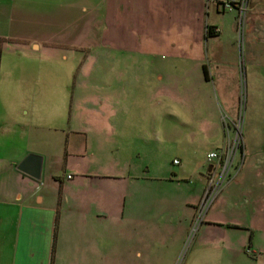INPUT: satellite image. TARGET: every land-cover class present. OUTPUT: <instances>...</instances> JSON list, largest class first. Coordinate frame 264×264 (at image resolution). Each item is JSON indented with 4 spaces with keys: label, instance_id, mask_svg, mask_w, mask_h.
I'll return each instance as SVG.
<instances>
[{
    "label": "crops",
    "instance_id": "1",
    "mask_svg": "<svg viewBox=\"0 0 264 264\" xmlns=\"http://www.w3.org/2000/svg\"><path fill=\"white\" fill-rule=\"evenodd\" d=\"M242 48L240 57L235 13L215 0H0V264H109L122 216L137 221L140 243L165 227L186 232L211 170L207 156L189 144L164 157L154 150L155 174L127 187L122 139L133 130L172 134L164 118L175 108L183 122L193 118L204 139L228 118L224 108L238 99L243 76L248 142L236 153L241 167L225 192L232 210L261 221L253 231L237 219L205 224L219 238L216 250L240 256L219 264H264V256L243 254L244 242H224L226 229L251 231L250 244L255 232L264 234V0H248ZM100 58L122 59L103 67L122 74V91L80 98L82 85L73 88L72 81L92 73ZM159 59L165 74L179 72L177 85L163 82ZM255 138H263L258 149L251 147ZM29 154L42 158L40 181L16 169Z\"/></svg>",
    "mask_w": 264,
    "mask_h": 264
},
{
    "label": "rangeland",
    "instance_id": "2",
    "mask_svg": "<svg viewBox=\"0 0 264 264\" xmlns=\"http://www.w3.org/2000/svg\"><path fill=\"white\" fill-rule=\"evenodd\" d=\"M216 48L209 46V51L211 52ZM239 52H241V57L243 54L242 46L241 50L239 49ZM106 60L108 59H95L97 64L92 73L90 72L89 74H86L84 72V75L82 74L83 76L78 74L75 75L72 85H74L73 88L75 86L82 85L77 89L80 98L86 99L92 97L93 95L95 97L100 96L101 98H105V96L112 94L118 89H121L122 91V74L106 73V69H103V67H109L105 64ZM108 61L119 63L122 62V59L113 60V58H109ZM158 61V65H160V69L158 68V74L160 77L164 78L163 82L165 83L167 81L166 78H168L169 82H175L177 85L178 79L181 77L179 72L174 75L165 74L164 69H161L163 68L161 67L163 66V60L159 59ZM176 63L177 62H175V64ZM190 77V83L194 85L193 83H195L196 78L193 74ZM86 85L89 86V93H85L83 91V88ZM215 86L214 82H212L211 87L214 95L218 92L215 90ZM159 90L160 92L162 91V83H160ZM235 101L236 102L233 100V102H231V107L224 108L227 109L228 112H225V110L223 112L228 115L227 126L229 131L233 132L232 128L234 126L236 128L239 124L241 125L239 120V110H241L243 114L241 125V144L243 143L246 145L247 139L246 137H243V130L248 117L249 99L246 79H244V76L242 77V82L240 81V93L238 99ZM206 112L207 115L210 114V109H207ZM181 116L182 110L175 108L174 113H170L166 116V118H164V120L167 121V125L169 127L168 130H170L169 132H172V134H144L134 130L127 133V137L122 139V186L124 185L129 187L137 179L150 177L155 174L152 159V153L154 154V150H164V154H160L156 151L158 155L164 157L165 155H170L171 152L173 153L172 150H187L186 145L189 144V149L193 150V153H198L199 157L205 159L208 154L212 152H220V150L225 146V130L223 128V121L220 123V127H216V125L213 124L207 134V137L203 139V137L194 133L195 129H192L195 127L193 118L190 119V124H188L187 122H183ZM183 129L185 131L191 129V135L188 136L187 140L185 139L182 141L180 139H182ZM232 132L231 135L233 136ZM216 139H219L218 141L220 144H215ZM262 139L255 138L251 147L258 149L261 143H263ZM166 150H168V152H166ZM246 150H251V148L247 147ZM206 163L208 164V161H206L205 164ZM237 165L238 164L235 163L234 167ZM174 169L176 170L175 166ZM158 173L160 172L158 171ZM197 178L198 177H194L191 180H188L191 189L194 188ZM124 189L125 187H122V190ZM225 189L226 187L212 202L210 207L205 212L201 222L197 220L199 217L198 211L194 213V218L191 220L192 225L186 232L179 231L181 230L180 228L182 225L179 228L163 226L165 228H162L158 234L150 235L142 243H140L134 234L137 221L133 217L127 218L126 216H122V236H119L120 234L112 236L109 247L111 257L108 263L186 264L187 261L192 258L202 262L201 264H219V261H222L223 259H239L240 256L238 255V252H235L234 250H225L222 252L215 249L217 245L221 246L220 243L217 242L219 241V238L214 233H210L208 225L205 224L206 219L216 218L223 222H230L233 219H237L235 221H238L241 225H243L242 227L251 231L255 228L254 225L259 224L261 220L255 216L247 218L250 212H246L248 214H245L238 212L237 210H232L230 191L225 192ZM242 209L245 210L246 207L243 206ZM226 232L228 237L224 242L231 245V247L235 246V248L244 242L245 245H243V254L248 258H261L264 256V234L261 232L254 233L253 244H250L247 241V236L250 232L248 233L245 230L234 229H226ZM247 250L250 252L249 255L244 252Z\"/></svg>",
    "mask_w": 264,
    "mask_h": 264
},
{
    "label": "built area",
    "instance_id": "3",
    "mask_svg": "<svg viewBox=\"0 0 264 264\" xmlns=\"http://www.w3.org/2000/svg\"><path fill=\"white\" fill-rule=\"evenodd\" d=\"M215 4L221 6L223 11L235 13L238 31V48L241 50L242 35L248 11V0H215ZM239 120L242 125L243 114L241 110H239ZM222 121L223 128L225 130V146L220 150V152H212L207 155V161L211 164V170L208 173L205 190L199 204L197 205L199 215L197 220L199 222L202 221L205 212L217 198L219 193L227 187L231 181H233L241 167V163L234 167L236 153L242 145L241 125L239 124L236 128L235 126L232 128V136L227 126L228 119L223 117ZM244 252L247 255L250 254L249 250Z\"/></svg>",
    "mask_w": 264,
    "mask_h": 264
},
{
    "label": "water",
    "instance_id": "4",
    "mask_svg": "<svg viewBox=\"0 0 264 264\" xmlns=\"http://www.w3.org/2000/svg\"><path fill=\"white\" fill-rule=\"evenodd\" d=\"M16 169L23 175L35 181H40L42 158L34 154H29L18 164Z\"/></svg>",
    "mask_w": 264,
    "mask_h": 264
},
{
    "label": "trees",
    "instance_id": "5",
    "mask_svg": "<svg viewBox=\"0 0 264 264\" xmlns=\"http://www.w3.org/2000/svg\"><path fill=\"white\" fill-rule=\"evenodd\" d=\"M207 35L212 36L213 35L212 30L208 29ZM203 76H204V79L207 81L208 80V74H207V71L205 70V68H203Z\"/></svg>",
    "mask_w": 264,
    "mask_h": 264
}]
</instances>
